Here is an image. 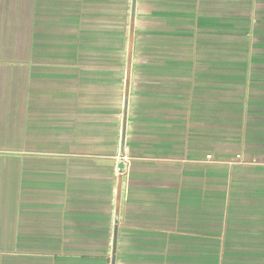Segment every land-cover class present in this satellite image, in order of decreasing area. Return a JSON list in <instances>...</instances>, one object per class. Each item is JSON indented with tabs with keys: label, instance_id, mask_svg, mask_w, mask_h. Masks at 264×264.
<instances>
[{
	"label": "crops",
	"instance_id": "1",
	"mask_svg": "<svg viewBox=\"0 0 264 264\" xmlns=\"http://www.w3.org/2000/svg\"><path fill=\"white\" fill-rule=\"evenodd\" d=\"M262 156L264 0H0V264H264Z\"/></svg>",
	"mask_w": 264,
	"mask_h": 264
},
{
	"label": "built area",
	"instance_id": "2",
	"mask_svg": "<svg viewBox=\"0 0 264 264\" xmlns=\"http://www.w3.org/2000/svg\"><path fill=\"white\" fill-rule=\"evenodd\" d=\"M207 159H212V155H208ZM237 159L242 161V156L241 155H237ZM126 160L123 161L124 165H125ZM257 165H262L264 166V156H262L261 160H259V162H257ZM125 167V166H124Z\"/></svg>",
	"mask_w": 264,
	"mask_h": 264
},
{
	"label": "water",
	"instance_id": "3",
	"mask_svg": "<svg viewBox=\"0 0 264 264\" xmlns=\"http://www.w3.org/2000/svg\"><path fill=\"white\" fill-rule=\"evenodd\" d=\"M122 155H123V152H122ZM124 166H125V165H124L123 161H121V162H120V165H119V168H120V169H123Z\"/></svg>",
	"mask_w": 264,
	"mask_h": 264
}]
</instances>
